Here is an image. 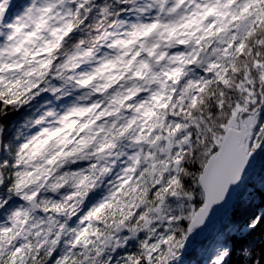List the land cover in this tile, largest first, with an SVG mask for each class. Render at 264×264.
I'll return each instance as SVG.
<instances>
[{
  "label": "snow or ice",
  "instance_id": "obj_1",
  "mask_svg": "<svg viewBox=\"0 0 264 264\" xmlns=\"http://www.w3.org/2000/svg\"><path fill=\"white\" fill-rule=\"evenodd\" d=\"M34 101L0 264H264V0H0V117Z\"/></svg>",
  "mask_w": 264,
  "mask_h": 264
},
{
  "label": "clouds",
  "instance_id": "obj_2",
  "mask_svg": "<svg viewBox=\"0 0 264 264\" xmlns=\"http://www.w3.org/2000/svg\"><path fill=\"white\" fill-rule=\"evenodd\" d=\"M14 109H9L8 112H14ZM40 102L34 101L32 104L26 106L24 109H21V112L19 114V117L17 120L11 122V127L13 130V134L15 132L16 128H20L21 125H25L28 121L31 119L39 116L40 114ZM22 131L24 134H28L29 131H31L30 127L23 128Z\"/></svg>",
  "mask_w": 264,
  "mask_h": 264
},
{
  "label": "trees",
  "instance_id": "obj_3",
  "mask_svg": "<svg viewBox=\"0 0 264 264\" xmlns=\"http://www.w3.org/2000/svg\"><path fill=\"white\" fill-rule=\"evenodd\" d=\"M21 110H15L14 112H8L6 113L5 117H0V119H7L9 122H13L17 120L19 117Z\"/></svg>",
  "mask_w": 264,
  "mask_h": 264
}]
</instances>
